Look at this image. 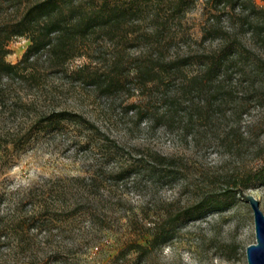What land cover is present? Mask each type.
I'll return each mask as SVG.
<instances>
[{
    "label": "rangeland",
    "instance_id": "1",
    "mask_svg": "<svg viewBox=\"0 0 264 264\" xmlns=\"http://www.w3.org/2000/svg\"><path fill=\"white\" fill-rule=\"evenodd\" d=\"M253 3L264 11V0ZM163 9L157 12L168 16L162 44L166 59L214 51L235 38L264 60V36L245 31L246 13L239 7L211 10L205 0H197L180 17ZM207 22L226 31L225 39L203 38ZM27 45L26 38H14L5 60L17 62ZM131 45L98 40L87 55L62 69L40 57L34 79H1L2 134L22 133L47 112L67 110L89 120L121 151L106 156L101 139L64 124L35 134L9 169L0 164L1 221L26 218L45 207L73 209L72 216L51 222L50 232H26L30 250L20 251L14 239L2 238L0 264H49L53 250H59L60 262L51 264H246L245 248L255 243L254 222L240 194L228 210L187 222L142 260L132 252L115 261L127 244L144 243L151 222L195 204L205 193L222 191L232 178L264 164V77L253 76L248 66H232L217 93L215 82L198 92L180 74L141 89L134 68L156 54ZM114 63L123 85L107 93L103 83ZM199 71L192 66L184 73ZM90 75H98L99 85H90ZM152 153L175 159L176 180L142 172L115 177L133 159ZM243 192L258 201L264 215V185Z\"/></svg>",
    "mask_w": 264,
    "mask_h": 264
},
{
    "label": "trees",
    "instance_id": "2",
    "mask_svg": "<svg viewBox=\"0 0 264 264\" xmlns=\"http://www.w3.org/2000/svg\"><path fill=\"white\" fill-rule=\"evenodd\" d=\"M196 1L0 0V82L3 78L14 77L34 79L36 77L34 64L40 57H44L50 67L62 69L68 61L87 55L88 51L92 50L93 43L98 40L111 42L123 48L126 44H132L131 47L143 46L154 51L155 57L150 55L146 60L138 62L134 68L133 79L141 89L146 87L148 82H159L163 80L162 78H173L180 74L184 83H188L189 87L198 92L215 82L217 93L222 89L221 82L232 66H238L240 69L248 66L253 76L264 77V60L235 38L225 40L220 48L207 53H191L172 59L164 57L162 44L166 40L163 37V28L168 16L164 13V18L157 11H164V7L168 13H176L177 17H180ZM205 5L211 10L239 7L240 12L246 13L245 31L264 36V11L257 9L253 0H205ZM215 15L211 18L216 17ZM250 16L255 18L254 21H249ZM215 23H208L203 28V38L225 39L226 31L214 26ZM148 26L152 27L149 31L146 29ZM17 37L26 38L28 45L21 58L10 64L5 60L10 54L8 44ZM167 39L172 38L169 36ZM192 66H197L200 71L187 77L184 70ZM118 67V64L114 63V70L106 76L107 81L103 83L107 93L123 85L120 80L123 73ZM85 77L80 76L81 79ZM88 77L90 85H99L98 75ZM64 124H71L75 129L101 139L106 156L118 155L121 151L120 146L114 142H107V137L81 114L67 110L50 111L35 119L22 133L12 135L0 132L1 166L9 169L16 154L26 148L35 134L47 129L60 130ZM133 160L128 166L121 168L115 177L125 179L130 174L142 172L166 182L178 178L179 168L175 159L152 153L147 159L139 157ZM262 185H264V164L254 172L245 173L236 179L232 178L222 191L205 193L195 204L167 212L162 219L151 222V226L147 228V237L143 239L144 243L127 244L116 255L115 261L132 252L136 253L139 261L142 260L151 251L169 243L176 231L187 222L196 221L212 212H224L232 207L243 189H254ZM4 200V196L0 195V205ZM72 210L55 212L45 207L26 218L10 219L7 222L1 221L0 217V240L12 238L20 251L30 250L31 244L26 238V232L30 230L50 232L51 222H60L72 216ZM27 222L30 224H25ZM53 251L47 256L50 260L49 264L60 262L59 250Z\"/></svg>",
    "mask_w": 264,
    "mask_h": 264
},
{
    "label": "water",
    "instance_id": "3",
    "mask_svg": "<svg viewBox=\"0 0 264 264\" xmlns=\"http://www.w3.org/2000/svg\"><path fill=\"white\" fill-rule=\"evenodd\" d=\"M240 198L252 209L255 243L245 248L246 264H264V215L258 201L252 196L240 192Z\"/></svg>",
    "mask_w": 264,
    "mask_h": 264
}]
</instances>
